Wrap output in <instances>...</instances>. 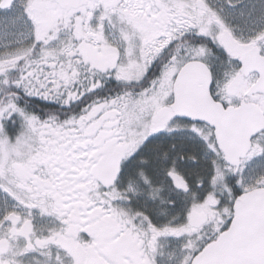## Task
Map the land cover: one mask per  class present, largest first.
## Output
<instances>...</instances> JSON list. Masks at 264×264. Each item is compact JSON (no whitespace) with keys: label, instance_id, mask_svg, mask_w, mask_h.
I'll return each mask as SVG.
<instances>
[{"label":"snow or ice","instance_id":"snow-or-ice-1","mask_svg":"<svg viewBox=\"0 0 264 264\" xmlns=\"http://www.w3.org/2000/svg\"><path fill=\"white\" fill-rule=\"evenodd\" d=\"M0 264H264V0H0Z\"/></svg>","mask_w":264,"mask_h":264}]
</instances>
